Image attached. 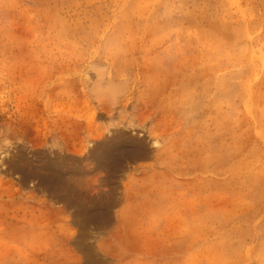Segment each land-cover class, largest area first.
I'll return each mask as SVG.
<instances>
[{
  "label": "rangeland",
  "instance_id": "374dc122",
  "mask_svg": "<svg viewBox=\"0 0 264 264\" xmlns=\"http://www.w3.org/2000/svg\"><path fill=\"white\" fill-rule=\"evenodd\" d=\"M0 264H264V0H0Z\"/></svg>",
  "mask_w": 264,
  "mask_h": 264
}]
</instances>
